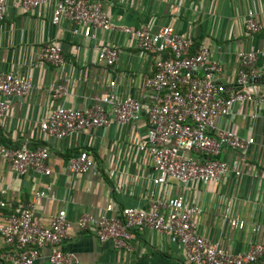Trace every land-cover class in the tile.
Wrapping results in <instances>:
<instances>
[{
    "label": "crops",
    "instance_id": "1",
    "mask_svg": "<svg viewBox=\"0 0 264 264\" xmlns=\"http://www.w3.org/2000/svg\"><path fill=\"white\" fill-rule=\"evenodd\" d=\"M21 3L6 0V15L0 22V72L29 75L32 89L24 97L9 99L10 109L0 118V143L29 149L45 143L51 172L20 175L0 156V190L8 200L7 214L17 203L33 200L36 221L48 225L59 210L65 209L71 227L59 247L73 254L75 262L63 264H190L183 249L165 234L134 229L132 250L127 251L111 242H100L93 230L77 226L84 213L116 216L123 208L145 209L154 199L175 195L202 207L196 221L199 233L229 252H244L252 243L264 242V100L257 106L236 104L230 114L217 119L220 127L252 139L244 151L223 148L219 157L227 162L228 172L219 183L195 187L171 180L154 185L153 163L136 147L147 136V79L155 71L156 53L142 52L134 38L118 30H96L67 19L53 24L52 3L33 11L24 10ZM104 9L115 24L147 26L154 31L170 24L196 44L210 46L212 59L222 68L218 81L228 92L237 88L239 52L254 48L259 51L255 66L264 64V28L255 33L246 29L249 10L264 24V0H110ZM93 34L95 39L90 38ZM49 43L62 47L63 65L39 58V51ZM102 43L121 49L114 66L97 62ZM112 80L121 95L141 100L142 110L134 119L109 129L92 127L62 139H42L41 121L54 109L98 104V98L110 91ZM58 84H66L65 97H53ZM250 85L264 99V76L256 75ZM81 150L88 152L93 166L85 173H73L68 160ZM41 191L45 195L36 198ZM108 205L112 209L107 212ZM226 211L244 220L245 228H231L223 217ZM13 250L16 247L0 237V255ZM49 252L47 246L40 248L33 264H49ZM0 264H5L1 257Z\"/></svg>",
    "mask_w": 264,
    "mask_h": 264
},
{
    "label": "built area",
    "instance_id": "2",
    "mask_svg": "<svg viewBox=\"0 0 264 264\" xmlns=\"http://www.w3.org/2000/svg\"><path fill=\"white\" fill-rule=\"evenodd\" d=\"M109 1L22 0L21 5L24 10L33 11L52 3L53 24L67 19L75 25L96 30H118L134 38L142 52L156 53L155 71L147 79L150 88L147 136L136 151L151 159L156 173L152 180L154 185L167 184L171 180L195 187L219 183L228 172L227 162L219 157L223 148L244 151L252 139L224 129L216 121L230 114L236 104L247 102L257 106L263 102L250 85L256 75L264 76V64L255 66L259 51L250 48L238 53L237 88L228 92L218 81L222 68L212 59L210 46L200 43L193 47V39L178 33L170 24L155 31L147 26L133 28L115 24L104 9ZM5 15L6 0H0V22ZM263 28L264 24L249 10L247 31L255 33ZM95 37L93 34L90 38ZM120 53L118 46L102 43L98 47L97 62L114 66ZM39 58L55 66L64 64L62 47L58 43L44 46L39 51ZM109 85L110 91L98 98V104L92 107L80 109L62 105L54 109L41 121L42 139H62L92 127L109 129L113 124L121 125L134 119L142 110L141 100L121 95L114 80ZM31 89L29 75L0 72V118L10 109V98L24 97ZM67 94L66 84H58L52 91L54 98ZM49 155L45 143L34 149L0 143V156L20 175L28 171L49 175ZM68 163L71 172L79 174L89 171L94 162L86 150H81L70 157ZM3 193L0 190V237L16 247V250L0 255L5 264H33L40 248L45 246L50 250L49 264L75 262L73 254L64 253L59 247L71 227L65 209L59 210L48 225H43L34 217L33 200L17 203L7 214L8 200ZM44 195L41 191L35 197ZM111 209L108 205L106 211ZM201 213L199 204L175 195L154 199L145 209L123 208L116 216L94 217L84 213L77 220V226L81 230H93L100 242H111L115 248L127 251L132 250L130 239L134 229L147 228L165 234L183 249L190 264H264V242H254L244 252H229L199 233L196 221ZM223 217L231 228H245V221L229 216L228 211Z\"/></svg>",
    "mask_w": 264,
    "mask_h": 264
},
{
    "label": "trees",
    "instance_id": "3",
    "mask_svg": "<svg viewBox=\"0 0 264 264\" xmlns=\"http://www.w3.org/2000/svg\"><path fill=\"white\" fill-rule=\"evenodd\" d=\"M197 46H198V44H196L195 41H194L193 47H197Z\"/></svg>",
    "mask_w": 264,
    "mask_h": 264
}]
</instances>
